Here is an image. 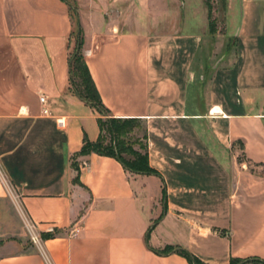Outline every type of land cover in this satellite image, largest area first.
Listing matches in <instances>:
<instances>
[{
  "label": "crops",
  "instance_id": "1",
  "mask_svg": "<svg viewBox=\"0 0 264 264\" xmlns=\"http://www.w3.org/2000/svg\"><path fill=\"white\" fill-rule=\"evenodd\" d=\"M70 3L0 0V264L264 260V0H226L235 44L209 77L205 0L72 2L104 108L143 124L159 176L76 157L102 116L72 88Z\"/></svg>",
  "mask_w": 264,
  "mask_h": 264
},
{
  "label": "trees",
  "instance_id": "2",
  "mask_svg": "<svg viewBox=\"0 0 264 264\" xmlns=\"http://www.w3.org/2000/svg\"><path fill=\"white\" fill-rule=\"evenodd\" d=\"M221 1L223 2L226 10V0ZM206 3L208 4L210 10L209 16L211 33L215 34L216 31L211 19L212 6L209 0H206ZM69 11L72 22L74 23V31L72 34L76 42V47L70 60L72 88L82 100L91 104L102 116L98 119L101 131L98 141L90 142L87 138H85L83 147L81 151L76 154V157L89 156L95 153L101 156L116 158L128 173L159 176L158 172L152 169L149 165L148 146L146 147L145 154H141L137 149H135L134 143H131V141L127 139L137 128L140 127V121L136 119H116L110 117L104 108L100 95L90 75L84 55L81 51L83 37L78 10L75 3L69 4ZM72 168L77 172L74 183L81 185L79 164L75 159L72 163ZM164 194L166 195L165 190ZM50 236L53 237L55 234L49 235V237ZM171 250L173 249L167 248L163 251V253H167ZM177 252L185 257L190 264H205L200 259L192 255L188 250L177 249ZM231 264H264V260L260 258L247 259L243 261L232 260Z\"/></svg>",
  "mask_w": 264,
  "mask_h": 264
},
{
  "label": "rangeland",
  "instance_id": "3",
  "mask_svg": "<svg viewBox=\"0 0 264 264\" xmlns=\"http://www.w3.org/2000/svg\"><path fill=\"white\" fill-rule=\"evenodd\" d=\"M69 2H74V0H68ZM206 1V0H205ZM211 6H212V22L214 24V28L216 33L212 34V39L207 42L208 47H210L209 54L205 53L204 59L205 63L207 64V67L205 69L206 77H209L212 72L213 65L226 53L228 54L233 51V46L235 44V41L232 37L224 38V35H227V26L225 22L226 14H225V7L221 0H209ZM222 45V46H221ZM232 57L234 58V54H232ZM209 58V61L207 60ZM232 58V59H233ZM209 62V63H207ZM137 130H144L143 124L140 125L139 128H137L134 132ZM134 134V133H133ZM131 135L127 138L131 143H134L135 149H137L141 154H145L147 144L145 142V135H142L141 137H135L134 135ZM73 163V162H72ZM18 212H16V215ZM19 217L20 221H22L21 216ZM24 229V228H23ZM24 237L26 239V242L32 243L30 239V235L24 229ZM7 239V238H5ZM24 250L29 249V246Z\"/></svg>",
  "mask_w": 264,
  "mask_h": 264
},
{
  "label": "built area",
  "instance_id": "4",
  "mask_svg": "<svg viewBox=\"0 0 264 264\" xmlns=\"http://www.w3.org/2000/svg\"><path fill=\"white\" fill-rule=\"evenodd\" d=\"M40 101L42 103L45 102V98L42 97L40 99ZM43 113L44 114H49V111L47 109H44L43 110ZM60 125H63L62 122H59ZM22 220L24 221V224H25V228L28 232V234L30 235V239H31V242L33 243V245L39 247L41 245V242H42V239L41 237L35 232L33 226L29 223V221H27V219L24 217V216H21Z\"/></svg>",
  "mask_w": 264,
  "mask_h": 264
}]
</instances>
